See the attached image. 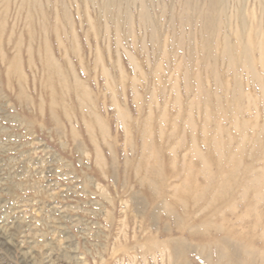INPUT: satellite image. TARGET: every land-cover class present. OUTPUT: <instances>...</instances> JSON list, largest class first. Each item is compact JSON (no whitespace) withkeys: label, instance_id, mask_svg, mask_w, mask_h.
Wrapping results in <instances>:
<instances>
[{"label":"rangeland","instance_id":"rangeland-1","mask_svg":"<svg viewBox=\"0 0 264 264\" xmlns=\"http://www.w3.org/2000/svg\"><path fill=\"white\" fill-rule=\"evenodd\" d=\"M131 2L0 0V264H264V31Z\"/></svg>","mask_w":264,"mask_h":264},{"label":"bare ground","instance_id":"bare-ground-1","mask_svg":"<svg viewBox=\"0 0 264 264\" xmlns=\"http://www.w3.org/2000/svg\"><path fill=\"white\" fill-rule=\"evenodd\" d=\"M87 2H95L96 0H86ZM105 9L107 17H114L116 25L119 26L121 19L116 14L122 13L124 4L132 3V0H100ZM181 2L180 15L184 22H190L193 17L199 18L202 24L203 33V47L202 56L210 57L213 50V42L215 34L218 30L229 28L230 15L235 18L236 31L238 32L237 41L239 45L230 43L227 39L223 40L221 55L229 63L231 67L242 66L248 72L253 80H257L255 69L253 68V61L250 58V52L247 44L242 43L243 33L252 31L257 38L259 34L264 31V20L258 21L252 26L245 17L246 0H235V7L231 9L230 2L234 0H179ZM230 1V2H229ZM135 2V1H134ZM258 3L261 17H264V0H255ZM247 3V2H246ZM253 3V2H252ZM129 6V5H128ZM151 6V5H150ZM149 6V7H150ZM127 8V7H126ZM125 8V9H126ZM169 11V10H168ZM126 14V12H124ZM122 13V14H124ZM121 14V15H122ZM248 14V13H247ZM141 20L146 22L148 20V4L144 2L142 6ZM260 41L257 42L258 46ZM212 44V46H211ZM249 45V44H248ZM250 47V46H249ZM255 66V65H254ZM238 85L234 84L233 91H237ZM239 89V88H238ZM219 108V109H218ZM215 110L219 111L220 107L216 103ZM218 151V149H215ZM235 156V155H234ZM263 198V197H262Z\"/></svg>","mask_w":264,"mask_h":264}]
</instances>
